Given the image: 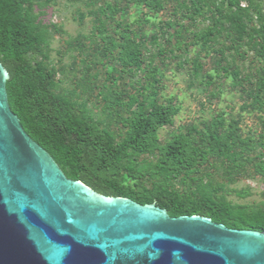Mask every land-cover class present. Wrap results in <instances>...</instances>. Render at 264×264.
Listing matches in <instances>:
<instances>
[{
	"label": "trees",
	"instance_id": "16d2710c",
	"mask_svg": "<svg viewBox=\"0 0 264 264\" xmlns=\"http://www.w3.org/2000/svg\"><path fill=\"white\" fill-rule=\"evenodd\" d=\"M50 1L0 0V63L25 133L100 195L264 233V200L234 202L249 192L228 187L264 180V0H83L76 20L89 18V31L65 41L69 89L48 63L50 33L61 32L41 20ZM172 63L209 103L225 86L239 93L236 115L224 108L161 138L180 110L162 94ZM243 114H256L259 133L243 132Z\"/></svg>",
	"mask_w": 264,
	"mask_h": 264
},
{
	"label": "water",
	"instance_id": "95a60500",
	"mask_svg": "<svg viewBox=\"0 0 264 264\" xmlns=\"http://www.w3.org/2000/svg\"><path fill=\"white\" fill-rule=\"evenodd\" d=\"M0 63V264H264V233L67 178L11 111Z\"/></svg>",
	"mask_w": 264,
	"mask_h": 264
},
{
	"label": "rangeland",
	"instance_id": "374dc122",
	"mask_svg": "<svg viewBox=\"0 0 264 264\" xmlns=\"http://www.w3.org/2000/svg\"><path fill=\"white\" fill-rule=\"evenodd\" d=\"M83 0H51L45 6L41 7L40 11L43 13L41 20L47 25H54L61 32H51L50 40L48 45V63L55 68L63 67L66 74V78L62 77L61 74L58 78H62L63 82L61 87L69 89L71 87V73L70 64L72 58L69 53L65 51V41L69 38H74L79 33L87 34L89 31V18H85L81 25L76 20L78 10H84ZM38 9L36 8V11ZM161 17L160 19H164ZM150 30V28H149ZM74 53V52H73ZM251 55V54H250ZM74 56V54H73ZM79 73H76V79L80 80L82 75L80 73L81 67L76 66ZM170 68V69H169ZM169 68L164 71V79L162 84L165 86L162 94L165 96L173 95L177 96L178 99L176 104L180 106V110L173 117V125L165 127L159 131V136L165 138L171 131H177L179 128L190 123H198L199 120H208L214 116L215 112H219L222 109H226L228 112L227 116H235L239 105L242 100L239 98V93H235L233 90H228L225 86L222 97L215 100L211 99L210 103L205 97V93L200 94L196 88L191 90L186 89V77L183 73L173 72V63L170 64ZM209 67L205 65L204 69ZM102 81V74L98 78ZM97 91H95L96 93ZM99 100V99H98ZM96 104V98H91L87 104L88 108H93ZM256 115V114H255ZM254 114H243L240 128L243 132L250 131L251 133L257 134L260 132V125ZM231 190H247L249 195L244 198H238L234 193L229 196L230 200L238 203H258L264 200V180L259 176L250 178H242L234 184H228Z\"/></svg>",
	"mask_w": 264,
	"mask_h": 264
}]
</instances>
